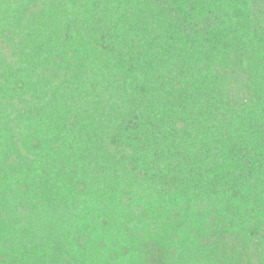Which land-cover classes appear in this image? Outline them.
<instances>
[{
    "label": "trees",
    "instance_id": "1",
    "mask_svg": "<svg viewBox=\"0 0 264 264\" xmlns=\"http://www.w3.org/2000/svg\"><path fill=\"white\" fill-rule=\"evenodd\" d=\"M0 264H264V0H0Z\"/></svg>",
    "mask_w": 264,
    "mask_h": 264
},
{
    "label": "rangeland",
    "instance_id": "2",
    "mask_svg": "<svg viewBox=\"0 0 264 264\" xmlns=\"http://www.w3.org/2000/svg\"><path fill=\"white\" fill-rule=\"evenodd\" d=\"M21 142H23V141H21ZM9 145H11V144H9ZM8 145V146H9ZM19 146L22 148V150H23V143H21V144H19ZM26 156L29 158H31V156L30 155H28V153L26 154ZM13 180H15V181H13V185H15V187H16V189H17V186L19 185L20 186V184L22 183V180H23V177L21 176V175H14V179ZM15 182V183H14ZM39 213H40V211H39ZM102 219H104V217L103 218H100V219H98V221H97V224L96 225H91V226H95L94 228L95 229H93L91 226H89V229L90 230H88V231H92V236H93V238L95 239H97V240H99V241H102V243H104V242H106V243H110L111 242V238H112V235H110V236H108V235H105V236H103V230H102V228H100L101 226H99L98 225V222H99V224L100 223H102L104 220H102ZM93 221V220H92ZM135 220H133V221H131V220H128V228L130 227L131 229L133 228V224H135ZM85 226H87V225H85ZM84 227V226H83ZM129 231H131V230H129ZM105 233V232H104ZM127 237H129L130 235H128V234H125Z\"/></svg>",
    "mask_w": 264,
    "mask_h": 264
}]
</instances>
